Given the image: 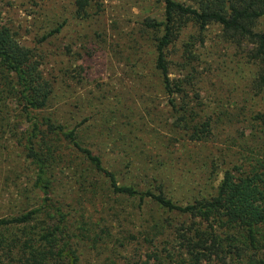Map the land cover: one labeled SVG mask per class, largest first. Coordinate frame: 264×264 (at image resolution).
<instances>
[{
	"label": "trees",
	"instance_id": "16d2710c",
	"mask_svg": "<svg viewBox=\"0 0 264 264\" xmlns=\"http://www.w3.org/2000/svg\"><path fill=\"white\" fill-rule=\"evenodd\" d=\"M186 1L160 0V20L141 23L171 115L169 136L152 147L137 144L131 129L113 141L116 122L107 121L108 112L84 127L77 122L80 109L62 113L64 92L43 76L35 51L0 21V116L12 119L6 126L32 175L28 191L18 192L22 207L0 219V264H84V249L118 264L116 256L131 242L145 253L133 264H264V112L243 117L250 121L249 142L239 135L237 160L224 167L210 161L211 171L219 167L210 191L187 189L188 196L178 200L172 195L178 182L167 174L175 171L176 153L177 159L198 160L201 150L190 154L188 146L208 143L219 122V114L190 89L194 41L182 45L178 65L184 76L170 77L168 50L187 28L201 41L208 27L217 26L221 40L254 69L248 92L264 96V30H254L264 17V0ZM86 4L74 2L76 17L82 18ZM129 201L127 218L142 216L147 225L116 240L106 219L117 220L119 203Z\"/></svg>",
	"mask_w": 264,
	"mask_h": 264
},
{
	"label": "rangeland",
	"instance_id": "374dc122",
	"mask_svg": "<svg viewBox=\"0 0 264 264\" xmlns=\"http://www.w3.org/2000/svg\"><path fill=\"white\" fill-rule=\"evenodd\" d=\"M75 1L0 0V21L18 34L21 45L35 51L43 76L54 82L57 93L64 92L59 106L62 113L80 109L77 122L83 121L84 127L108 112L107 121L116 122L113 141H119L117 134L131 129L139 139L137 144L154 146L156 140L169 136L171 115L153 70L150 34L142 30L141 23L147 17L160 20V0H87L82 18L74 14ZM176 1L187 4L186 0ZM59 24L58 33L36 42ZM254 30H264V17L256 22ZM195 36L192 28L185 29L168 50L170 77L184 76L178 65L182 45L194 41V69L187 73L191 74L190 89L210 112L219 114V122L208 143L188 146L190 154L201 150L198 160L177 159V153L172 156L177 166L172 175L167 174L172 182H178L172 195L182 201L188 190L191 194L206 192L216 184L219 167L211 171L210 161L225 162L224 167L237 160L240 151L235 145L242 143L239 135L249 142L250 121L246 123L243 117L264 112V96L248 92L254 69L243 62L240 50L221 40L217 26L208 27L201 41ZM73 98H77L76 107ZM7 117L0 116V219L22 207L19 201L28 191L32 176L20 155L17 137L8 131L11 118ZM104 153L108 156L106 150ZM119 204L118 219H106L116 240L126 232L134 235L147 225L142 216L127 218L130 201ZM144 255L131 242L119 251L116 261L133 264ZM81 257L84 264H107L106 256L96 257L86 249Z\"/></svg>",
	"mask_w": 264,
	"mask_h": 264
}]
</instances>
